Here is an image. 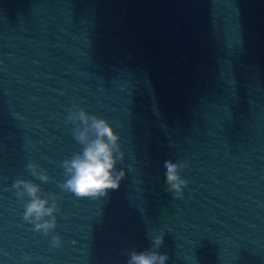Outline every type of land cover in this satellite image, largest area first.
<instances>
[{"label":"water","instance_id":"water-1","mask_svg":"<svg viewBox=\"0 0 264 264\" xmlns=\"http://www.w3.org/2000/svg\"><path fill=\"white\" fill-rule=\"evenodd\" d=\"M74 103L121 137L106 197L58 186L82 150ZM16 179L57 196L51 234L23 221ZM157 235L166 264H264V0H0V264H126Z\"/></svg>","mask_w":264,"mask_h":264},{"label":"clouds","instance_id":"clouds-1","mask_svg":"<svg viewBox=\"0 0 264 264\" xmlns=\"http://www.w3.org/2000/svg\"><path fill=\"white\" fill-rule=\"evenodd\" d=\"M65 123L73 124L74 139L82 146L80 152L62 161L65 179L58 186L64 192L77 198L98 199L106 197L109 190H117L126 177L123 169H118V163L124 161L121 150V137L114 127L103 118L89 114L78 103L68 110ZM187 167L184 161L166 160L165 184L166 190L175 199L183 197V189L187 181L181 178V172ZM27 169L31 175L43 183H48L51 177L35 162H29ZM11 188L17 198L24 202L23 221L33 225V230L47 236L57 228L56 213L59 210L57 196L53 193L42 195L40 184L31 180L16 179ZM62 237L53 235L52 249L62 246ZM163 243V235L152 238V246L145 251L128 250L126 264H166L167 254H161L158 249ZM31 257L26 256L25 260Z\"/></svg>","mask_w":264,"mask_h":264}]
</instances>
